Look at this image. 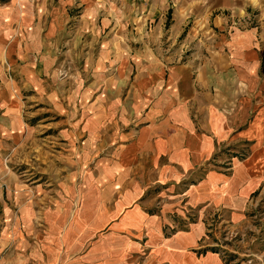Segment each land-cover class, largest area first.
<instances>
[{
	"label": "crops",
	"instance_id": "obj_1",
	"mask_svg": "<svg viewBox=\"0 0 264 264\" xmlns=\"http://www.w3.org/2000/svg\"><path fill=\"white\" fill-rule=\"evenodd\" d=\"M0 2V39L10 52L26 44L21 34L32 35L33 47L48 49L59 42L47 38L69 33L68 46L97 49L99 63L111 60L119 66V80L130 81L127 101L110 106L128 128L121 137L120 161L101 171L102 178L112 177L114 183L107 189L97 185L93 199L95 224L116 216L115 229L134 232L133 241L121 235L116 260L126 262L133 251L140 254L135 264H222L216 254L197 251L203 236L200 217L217 208L229 222H248L249 199L263 190L264 0ZM254 11L261 19L256 26L227 27L228 17H248ZM158 18L159 29L145 25L146 19ZM127 28L145 34L146 42L126 40ZM151 29L164 32L161 54L148 51L154 45ZM106 32L117 35L105 40ZM41 34H47L45 40ZM140 161L145 162L144 174ZM142 175L151 178L155 195L132 207L142 194ZM88 188L83 182L78 190L80 206L63 241L82 226ZM106 204L112 205L109 212ZM188 211L197 214V221L173 230Z\"/></svg>",
	"mask_w": 264,
	"mask_h": 264
},
{
	"label": "rangeland",
	"instance_id": "obj_2",
	"mask_svg": "<svg viewBox=\"0 0 264 264\" xmlns=\"http://www.w3.org/2000/svg\"><path fill=\"white\" fill-rule=\"evenodd\" d=\"M257 14L228 17L227 27L256 26L261 20ZM158 22L159 18L146 19L145 25L159 29ZM162 25L165 30L167 19ZM114 35L106 32L104 38L111 40ZM125 35L130 42L146 39L145 34L130 33L129 28ZM21 36L26 44L11 52L0 39V59L9 51L0 64V264H135L140 254L133 251L126 262L116 260L121 235L133 241L134 232L115 229L116 216L93 222L95 189H107L114 183L112 177L102 178L101 171L120 161L121 137L128 129L110 106L113 101H127L130 81L119 80V66L111 60L99 63L97 49L68 46L69 33L47 38L59 42L58 47L48 49L33 47L31 34ZM149 40L154 43L148 50L153 54L166 50L163 31L151 29ZM139 163V172L146 173L145 162ZM96 180L100 182L95 184ZM138 180L142 194L132 207L155 195L149 188L150 177L142 175ZM83 182L89 188L83 198L82 226L63 241L68 221L80 206L78 190ZM261 187L249 199L248 222H229L217 208L201 215L200 254L214 253L222 264H264V185ZM111 207L106 204L105 211ZM21 213H25L26 223L21 221ZM197 217L188 211L183 223L172 229H185ZM165 232L163 228L162 234ZM137 241L144 246L145 242ZM121 254L123 257V251Z\"/></svg>",
	"mask_w": 264,
	"mask_h": 264
}]
</instances>
